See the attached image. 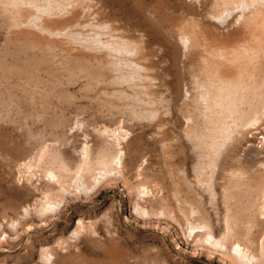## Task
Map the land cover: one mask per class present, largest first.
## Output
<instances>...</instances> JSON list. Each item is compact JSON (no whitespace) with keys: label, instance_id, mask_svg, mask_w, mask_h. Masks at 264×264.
<instances>
[{"label":"rangeland","instance_id":"obj_1","mask_svg":"<svg viewBox=\"0 0 264 264\" xmlns=\"http://www.w3.org/2000/svg\"><path fill=\"white\" fill-rule=\"evenodd\" d=\"M63 1L70 3L66 11L49 19L73 31L97 12L99 21L135 39L143 35L157 83L137 107H154L159 119L136 116L133 99L103 93L106 71L97 75L68 36L40 33L43 44H30L22 32L37 30L12 28L4 12L11 5L0 0V264H226L200 248L209 245L207 221L216 240L225 234L227 210L241 219L237 240L256 243L260 253L264 218L253 219V206L262 176L247 161L255 156L249 146L264 149L263 97L255 101L257 119L234 130L209 169V149L182 133L181 93L195 87L197 73L173 35L192 17L182 0H85L80 7L81 0ZM134 23L143 29L134 31ZM160 119L169 123L163 130ZM199 174H212L213 184L197 183ZM88 178L92 192L81 186Z\"/></svg>","mask_w":264,"mask_h":264},{"label":"bare ground","instance_id":"obj_2","mask_svg":"<svg viewBox=\"0 0 264 264\" xmlns=\"http://www.w3.org/2000/svg\"><path fill=\"white\" fill-rule=\"evenodd\" d=\"M81 1V3L77 1V6H82L85 0ZM191 1L198 7L190 6L186 0L181 1L186 10L192 14L190 22L189 19L182 21L178 26H175L173 31L175 39L182 46L185 64L187 63L193 71L197 69L194 76L195 87H187L181 93L184 96L181 99L180 111L185 119L182 133L185 138L193 141L199 150L209 149L206 155V166L209 169H215L217 159L224 146L232 139L234 130L255 121L259 110L255 108V103L261 101L262 97L264 101V72L260 73L264 66V0ZM67 2L46 0L40 6L36 0H8L7 3L11 5V8H5L4 12L10 14L9 16L13 20L12 28L17 27L15 29H18L22 25H28L37 30L36 32H22L23 38L32 45L43 44L44 37L42 36V38L40 33L49 35L51 38L55 35L68 36L77 48L87 52L91 65L97 70V75L100 70L106 71L107 75L104 81L109 90L106 89V92L103 93L117 95L122 99H133L136 116L158 120L159 112L157 113L154 107L138 108L137 105L139 103L142 105L140 95H148L149 88L154 85L156 80L152 54L147 49L143 35L139 34L141 37L135 39L130 36L129 29L128 32L105 21H99L96 18L97 12L93 13L95 17L89 26L88 24H86L87 27L84 25L80 31L71 30L66 26L68 23L57 24V22L51 21L49 18L52 15L66 11L69 6ZM68 4L70 3L68 2ZM25 22L28 24H24ZM141 25L134 23L133 30L140 32L143 29ZM178 67L176 62L171 67L172 81H178L181 78ZM142 73L147 84L143 87H141L143 83L140 84ZM167 124L160 119L156 125L163 130ZM248 150L254 152L255 156L252 160L247 161V167L262 174L258 176L262 177L255 183L259 190L255 199L253 198L255 200H253L255 202L253 219L260 220L264 218V160L263 155L260 158L259 155L263 154L264 149L249 146ZM201 153L200 157L202 158ZM118 168L120 167L118 166ZM53 176L55 181L59 182L60 176ZM242 176V173L235 171V178ZM212 178V174L205 179L200 175L197 178V183H208L210 186L213 184ZM83 179L81 183L83 189H89L92 192L91 189L95 182L91 181L94 180ZM232 215L230 210H227L224 219L225 234L218 240L213 237L212 223L207 221L206 228L211 237L208 239L209 245L200 248L201 252L207 253L210 257L218 256L226 264H264V237L260 240V246L257 245L260 247V253L254 248L256 243L245 244L247 241L241 243L236 238L237 224L241 219ZM136 220L144 224L152 222L145 218H136ZM249 224L251 225L248 221L247 226Z\"/></svg>","mask_w":264,"mask_h":264}]
</instances>
